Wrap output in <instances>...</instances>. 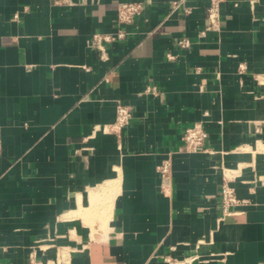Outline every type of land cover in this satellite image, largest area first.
Returning a JSON list of instances; mask_svg holds the SVG:
<instances>
[{"label": "crops", "instance_id": "obj_1", "mask_svg": "<svg viewBox=\"0 0 264 264\" xmlns=\"http://www.w3.org/2000/svg\"><path fill=\"white\" fill-rule=\"evenodd\" d=\"M208 2L0 0V264H264V0H222L205 29Z\"/></svg>", "mask_w": 264, "mask_h": 264}, {"label": "built area", "instance_id": "obj_2", "mask_svg": "<svg viewBox=\"0 0 264 264\" xmlns=\"http://www.w3.org/2000/svg\"><path fill=\"white\" fill-rule=\"evenodd\" d=\"M222 0H209L208 5L205 8L206 25L205 29L213 27L218 22L219 17V4ZM184 0H171L173 9L181 7L184 13L189 12V8L183 6ZM145 2L142 1H128L121 2L116 8V30L112 34H94L92 36L91 44L96 48H100L102 43H109L115 40L123 39L127 32L125 26L133 21L134 16L139 14L143 9ZM180 47H187L190 44L189 39L182 38L176 42ZM143 93L156 95L158 89L155 85H147ZM131 106L120 101L115 104V116L113 122L109 125V130L115 134H120L122 129L126 127L131 118ZM207 140V132L201 122H195L194 124L184 128L181 135L182 144L180 149L185 152H201L205 150V142ZM157 172L161 178L168 175L169 162L168 160L162 161L157 166ZM220 202L219 207L221 214L225 215L230 212V207L241 202L235 193L232 186L223 178L220 184ZM243 201V200H242ZM32 261V260H31Z\"/></svg>", "mask_w": 264, "mask_h": 264}, {"label": "rangeland", "instance_id": "obj_3", "mask_svg": "<svg viewBox=\"0 0 264 264\" xmlns=\"http://www.w3.org/2000/svg\"><path fill=\"white\" fill-rule=\"evenodd\" d=\"M29 264H38V262L32 259V261H29Z\"/></svg>", "mask_w": 264, "mask_h": 264}]
</instances>
